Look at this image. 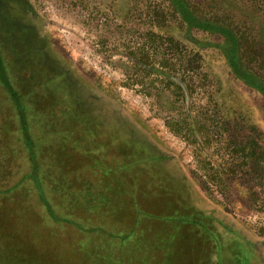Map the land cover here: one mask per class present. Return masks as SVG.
Here are the masks:
<instances>
[{
  "label": "rangeland",
  "instance_id": "1",
  "mask_svg": "<svg viewBox=\"0 0 264 264\" xmlns=\"http://www.w3.org/2000/svg\"><path fill=\"white\" fill-rule=\"evenodd\" d=\"M187 3L264 81V0ZM222 42L168 0H0V264H264V96Z\"/></svg>",
  "mask_w": 264,
  "mask_h": 264
},
{
  "label": "trees",
  "instance_id": "2",
  "mask_svg": "<svg viewBox=\"0 0 264 264\" xmlns=\"http://www.w3.org/2000/svg\"><path fill=\"white\" fill-rule=\"evenodd\" d=\"M168 1L171 7L177 12L181 20L184 22L188 30L195 28L210 33H215L221 36L223 38V42L216 44V47L224 55L225 61L230 71L233 73V75L236 78H238L244 84H246L247 86L251 87L252 89L256 90L258 93L264 96V81L260 79L257 75L252 73L251 71L247 70L240 61V40L237 34L233 30H231L230 28L226 27L225 25L219 22L205 20L197 16L189 7L187 0H168ZM6 78H7V73L5 71L4 62H2L0 58V82L3 83L7 88H10L9 82L7 83ZM20 105L18 104V100L16 101V99H14V107L18 113L19 126H20V131L22 133V137L24 139L23 144H24V148L26 149V156L28 160L31 161L32 164L33 163L32 158L35 157L33 152V140L29 135L27 129L28 126L26 124L27 121L22 115L23 113H21L22 111ZM28 175H30V173ZM41 183L42 182H40V180L36 181V183L33 181L34 186L38 189L41 188L42 185ZM40 200L46 202L47 204H50V202L48 203L44 199L42 200L40 198ZM201 234H203L204 239L210 238V240H212L214 238L218 240L217 238L218 233L214 229L212 230L213 235L211 236H209L207 233H201ZM172 237L174 238V235H172ZM213 250L216 253L217 264H221V260L219 258L220 257L219 248L215 247ZM244 252L250 254L249 251H247V249L246 250L244 249ZM163 258L164 260H160L161 264H172V262H170V260L172 259L171 252L166 251V253H164ZM158 263L159 262L148 263L147 259L144 257H140V260L136 261V264H158Z\"/></svg>",
  "mask_w": 264,
  "mask_h": 264
},
{
  "label": "crops",
  "instance_id": "3",
  "mask_svg": "<svg viewBox=\"0 0 264 264\" xmlns=\"http://www.w3.org/2000/svg\"><path fill=\"white\" fill-rule=\"evenodd\" d=\"M209 252V250L207 249V253ZM185 264V263H184ZM197 264H199V260H198V257H197Z\"/></svg>",
  "mask_w": 264,
  "mask_h": 264
}]
</instances>
